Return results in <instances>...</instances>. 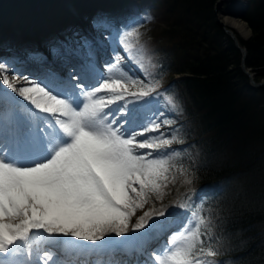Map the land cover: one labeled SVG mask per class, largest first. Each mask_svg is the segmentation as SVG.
Masks as SVG:
<instances>
[{"label": "snow or ice", "instance_id": "6c2138e0", "mask_svg": "<svg viewBox=\"0 0 264 264\" xmlns=\"http://www.w3.org/2000/svg\"><path fill=\"white\" fill-rule=\"evenodd\" d=\"M150 18L98 11L90 28L69 25L50 38L54 69L0 59V264H92L79 257L149 240L137 264H233L218 258L231 245L213 208L227 180L196 187L207 165L169 114L182 102L142 39ZM174 184L183 191L163 203ZM42 229L51 248H34Z\"/></svg>", "mask_w": 264, "mask_h": 264}, {"label": "trees", "instance_id": "16d2710c", "mask_svg": "<svg viewBox=\"0 0 264 264\" xmlns=\"http://www.w3.org/2000/svg\"><path fill=\"white\" fill-rule=\"evenodd\" d=\"M61 1L0 0V25L23 17L57 16ZM112 1L124 8L133 0ZM143 1L163 15L166 25L160 37L169 43L154 46L157 36L145 32L142 39L151 42L147 44L154 62L163 65L166 82L182 102L185 115L179 125L185 143L192 146L189 152L207 165L196 187L227 180L216 197L222 210L213 205L216 231L231 245L221 257L233 264H264V86L250 83L242 50L216 16L218 0ZM243 17L253 31L248 39L239 37L248 50L246 64L261 79L264 0H251Z\"/></svg>", "mask_w": 264, "mask_h": 264}, {"label": "rangeland", "instance_id": "374dc122", "mask_svg": "<svg viewBox=\"0 0 264 264\" xmlns=\"http://www.w3.org/2000/svg\"><path fill=\"white\" fill-rule=\"evenodd\" d=\"M109 0H85L84 1V6L86 5L87 7L91 6V10L92 12H97L99 10V6L101 4H106ZM137 1L138 0H133L132 1V4H136L137 5ZM143 1V0H141ZM250 1V0H248ZM71 0H64V9H62L64 12L65 10H71L73 9V7L71 6ZM131 4V3H130ZM247 4V3H246ZM247 5H245V3H239V0H231V1H227V0H218L216 3H215V13H216V16L218 18V20L220 21V23L223 24L224 26V30L225 28L228 29L229 33L232 34L230 35V37H234L236 38L237 37V40H238V37L240 38H243V39H248L253 31H252V28L251 26L248 24L247 20L245 18H242L240 17L242 20H244L248 26H250L249 28L250 29V32L247 33L246 35H244L242 33V31H240L237 27L233 26V23H231L230 21H227L225 18L226 16H230V17H235L237 16L235 14V12H237L236 10H239V11H245L246 9H244ZM248 7V6H247ZM83 9V8H81ZM81 9L79 10H76V11H72V13H69V18H67L68 21H66L65 23L69 22L71 20V17H75V18H78L79 16V22L87 29V28H90L91 27V21L89 20V18H85L83 19V14L85 12L81 11ZM126 12H128V9L125 8ZM59 14H60V10H58ZM63 15V12L61 13V16ZM72 15V16H71ZM131 14L127 13V16H129ZM133 16H140V15H145V16H150L151 18L150 19H146L142 22V27L143 29H141L142 32H145L146 34H152L153 36H157L156 39H152V44H154V46H157V47H164L166 45H168L169 41L167 39H162L160 37L161 32H159V30L166 25L165 23V20L163 18V15L160 13V12H153V10H150L149 8L143 6V5H140V7L134 12L132 13ZM88 21V22H87ZM229 22V23H228ZM38 24H36V27L39 28V29H42L43 31H45L48 27V25L46 26L45 23H40L39 20H37ZM78 23V21H77ZM33 25V24H32ZM94 32L96 30H93ZM59 32H62V30H59ZM96 34L98 35L99 33L96 32ZM2 35V34H0ZM160 37V38H159ZM232 39V38H231ZM144 41V40H143ZM160 41V42H159ZM154 42V43H153ZM156 42V43H155ZM159 42V43H157ZM148 44H151V42H147ZM147 44V47L149 49V46ZM149 55H151L153 57V60H154V55L150 52V49H149ZM137 71H139V69H137ZM254 72L256 73V75L254 76V80L256 82H263L264 81V76L261 77V79H258V72L256 70H254ZM23 74V73H21ZM260 80V81H258ZM164 81L166 82V78H164ZM1 87H7V86H4V85H1ZM177 118H180L182 117V114L181 113H177V115L175 116ZM176 122H180V119L176 120ZM177 146V145H174V147ZM172 188L171 191H169L168 193H166L165 195V199L163 201V203L165 204H170L171 201H173L176 196H177V189H179V191H183V188L184 186L180 185V184H174L172 186H170ZM155 196V194H153ZM161 203V201H159L158 199L156 200V204L157 206ZM152 206L151 202H149L148 205H146L145 209H141V210H138L137 213H136V216L133 217V220H135L140 214H142L143 211L146 210L147 207H150ZM175 208L176 210H180L178 211L179 215L175 214V219L177 220H182L184 218V213H185V210L183 208H180V207H177L175 205H171L170 208H169V211L171 212L172 209ZM168 214L166 213L165 216H167ZM153 219H159L161 221L162 224L166 225L167 224V221L165 220L164 217H160V218H153ZM147 227V226H146ZM156 227V226H154ZM153 227V228H154ZM159 228V227H157ZM173 231L177 230L175 227L172 228ZM138 234H142L144 231L143 229L141 230H137ZM39 234H44V235H51L52 234H49L46 232V230H40L39 231ZM79 240V238H77ZM84 243L86 244H89V245H93V246H98L99 245V242H91V241H85ZM220 259V258H219Z\"/></svg>", "mask_w": 264, "mask_h": 264}, {"label": "bare ground", "instance_id": "6f19581e", "mask_svg": "<svg viewBox=\"0 0 264 264\" xmlns=\"http://www.w3.org/2000/svg\"><path fill=\"white\" fill-rule=\"evenodd\" d=\"M248 2H249L248 0H239V3H245V5H247ZM236 11H237V13L239 12L238 10H236ZM237 13L235 12V14L237 16H235V17L226 16L225 19L227 21H230L231 23H233V26L237 27L240 31H242V33L244 35H246L247 33L250 32L251 28H249L250 26H248V24L244 20H242L240 17H238L239 15Z\"/></svg>", "mask_w": 264, "mask_h": 264}, {"label": "water", "instance_id": "95a60500", "mask_svg": "<svg viewBox=\"0 0 264 264\" xmlns=\"http://www.w3.org/2000/svg\"><path fill=\"white\" fill-rule=\"evenodd\" d=\"M244 51H245V58H246V56H247V50H246V49H244Z\"/></svg>", "mask_w": 264, "mask_h": 264}]
</instances>
